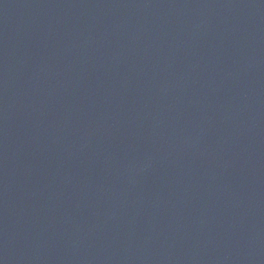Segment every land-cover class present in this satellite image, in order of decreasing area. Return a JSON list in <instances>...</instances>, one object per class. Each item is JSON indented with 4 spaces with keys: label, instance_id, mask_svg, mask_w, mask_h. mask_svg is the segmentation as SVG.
<instances>
[{
    "label": "water",
    "instance_id": "water-1",
    "mask_svg": "<svg viewBox=\"0 0 264 264\" xmlns=\"http://www.w3.org/2000/svg\"><path fill=\"white\" fill-rule=\"evenodd\" d=\"M0 264H264V0H0Z\"/></svg>",
    "mask_w": 264,
    "mask_h": 264
}]
</instances>
